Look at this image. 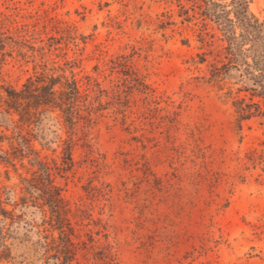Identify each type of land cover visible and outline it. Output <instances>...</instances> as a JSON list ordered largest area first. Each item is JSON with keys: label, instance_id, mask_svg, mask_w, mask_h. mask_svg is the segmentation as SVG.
Wrapping results in <instances>:
<instances>
[{"label": "rangeland", "instance_id": "obj_1", "mask_svg": "<svg viewBox=\"0 0 264 264\" xmlns=\"http://www.w3.org/2000/svg\"><path fill=\"white\" fill-rule=\"evenodd\" d=\"M247 1L263 22L264 0ZM232 3L0 0V264H57L40 207L20 200L44 169L72 209L75 262L264 264V98L241 119L239 72L208 82L240 31ZM54 67L90 79L100 107L72 159L57 111L30 122L2 105Z\"/></svg>", "mask_w": 264, "mask_h": 264}, {"label": "trees", "instance_id": "obj_2", "mask_svg": "<svg viewBox=\"0 0 264 264\" xmlns=\"http://www.w3.org/2000/svg\"><path fill=\"white\" fill-rule=\"evenodd\" d=\"M232 1L236 15L235 22H232L240 31L239 34L228 38V44L219 51L218 56L222 58L210 64L208 82L222 90L225 87V79L231 75L232 70L239 72L241 85L237 92L250 93L249 102L245 97L234 100L242 119L261 112L259 101L253 99L256 96L264 98V21L261 22L249 12L247 0ZM59 70L62 72H58ZM92 86L89 79L82 88L74 74H65L63 67L51 68V72L44 69L30 77L21 91L6 88L7 94L2 105H7L8 110L14 108L19 111L23 120L30 122L34 117L41 119L44 113L57 111L55 118L67 133V136L61 139L62 148L72 159L76 141L86 138L85 129L92 123L91 115L100 108L95 107L93 101L88 105L85 103ZM228 93L231 94L232 90ZM96 100H99V96L94 101ZM82 110H86L87 114H83ZM24 182L26 192L27 189L35 188L38 190V196L33 195L29 199L23 195L20 197L21 203L32 201L40 207L43 224L50 226L45 229L44 240L41 242L45 254L48 258L55 259L57 264H81L75 262L77 245L72 238L74 228L69 218L72 209L61 195V188L53 183L49 170L44 169L31 178H24ZM30 193L33 192L30 190ZM55 229L59 231L57 236L50 232Z\"/></svg>", "mask_w": 264, "mask_h": 264}]
</instances>
